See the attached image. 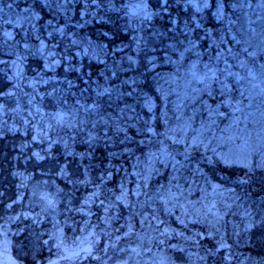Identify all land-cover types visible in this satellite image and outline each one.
<instances>
[{
	"label": "trees",
	"instance_id": "1",
	"mask_svg": "<svg viewBox=\"0 0 264 264\" xmlns=\"http://www.w3.org/2000/svg\"><path fill=\"white\" fill-rule=\"evenodd\" d=\"M234 3L0 0V230L12 260L57 259L61 243L91 230L103 240L109 209L115 224L149 212L133 191L145 155L167 132L162 92L195 63L214 65L218 51L234 47L225 15ZM91 109L112 127L90 135ZM48 194L60 209H47ZM263 233L239 240L241 249L264 258Z\"/></svg>",
	"mask_w": 264,
	"mask_h": 264
},
{
	"label": "rangeland",
	"instance_id": "2",
	"mask_svg": "<svg viewBox=\"0 0 264 264\" xmlns=\"http://www.w3.org/2000/svg\"><path fill=\"white\" fill-rule=\"evenodd\" d=\"M235 2L225 11L234 47L229 48L231 54L227 50L220 56L218 67L223 68L227 59L233 65L232 71L241 76L249 68L256 73V80L241 81L251 93V105L245 100L242 111H234V106L225 104L224 97L218 94L219 88L213 85L216 88L213 98L203 95L202 99L213 109L220 105L218 112L223 115L209 117L199 100L193 104L184 99L193 65L189 67L179 76L177 87L162 92L167 132L163 135L160 132L158 148L143 159V177L135 180L138 191L133 192L140 196L135 201L139 208L147 206L149 212L143 208L115 224L116 218L109 209L103 240L91 230L70 238L65 245L61 243L57 259L42 258L35 264H264V258L256 250L247 253L240 242L244 237L264 232V76L259 72V65L264 64V19H260L264 17V7L260 6V0H251V6L249 0ZM148 17L153 19L151 14ZM244 48L255 56L249 57ZM236 55L245 61L247 68L238 66ZM194 65L196 71H204L205 64ZM228 82L232 84V78ZM118 87L120 91L124 88L120 84ZM232 95L239 93L233 90ZM222 109L232 114L228 116ZM115 110L124 116L123 109ZM56 118L59 122L62 116ZM88 118L90 135L111 126L112 120L94 114L92 109ZM148 133L157 135L153 127ZM232 171L236 175H231ZM154 176L155 188L151 190L148 187L153 183L149 181L153 182ZM253 176L263 183L254 184ZM169 190L176 199L165 206L160 196ZM46 199L47 209H60L59 197L48 194ZM122 200L131 206L128 198ZM155 201H160V206ZM153 206L164 211L158 213ZM133 209L137 210L134 206ZM1 231L0 264H18L17 259L10 257V243ZM18 250L24 254L22 249ZM175 253L183 256L185 262L176 260Z\"/></svg>",
	"mask_w": 264,
	"mask_h": 264
},
{
	"label": "snow or ice",
	"instance_id": "3",
	"mask_svg": "<svg viewBox=\"0 0 264 264\" xmlns=\"http://www.w3.org/2000/svg\"><path fill=\"white\" fill-rule=\"evenodd\" d=\"M164 3H167V0H164ZM205 6H207V0H204ZM249 6H251V0H249ZM260 6L264 7V0H260ZM11 7V5H9ZM2 11V8H0ZM218 15L223 16L222 12V2L220 7L218 8ZM260 19H264V17H260ZM250 23H252L250 21ZM255 32V29H252ZM239 43L240 41H236ZM195 47V45H193ZM229 54H231V49L228 50ZM243 52L246 53L249 57H254V52H249L247 48L243 49ZM221 52H217L216 60L217 66H213L211 63L205 64L203 66L204 71L202 73L195 70L196 65H193V69L190 71V80L187 82V87L185 89L184 99L190 100L193 104L196 103L198 100L200 103L207 109L209 117L213 114L223 115V113L218 112L219 105H217L216 109H213L207 101L202 99L203 95H207L210 98H213V94L216 92V88L213 85H216L219 88V95L224 97V103L227 104L229 107L234 106V111H242L241 105L244 104L245 100L249 101V106L251 105L252 96L251 93L247 92L241 81L249 80L254 81L256 80V73L251 69H247L244 76H241L239 72L232 71L233 65L227 62V59L224 60V67H218V63L220 60ZM211 61V57L209 58ZM238 61V66L240 68H247V65L244 60L239 58V55L234 57ZM253 63H255L253 61ZM259 72L261 76H264V64L259 65ZM229 78H232L233 83L230 84ZM197 85V86H193ZM233 90L239 93L238 96H233ZM182 106V105H181ZM176 142V141H174ZM203 143V141H201ZM195 144V140L193 141ZM179 189V185L176 186ZM123 194V193H122ZM161 200L167 206V204L172 199H176V197L172 196L170 190L167 194L162 193L160 196ZM119 199V197H118ZM129 231H131V225H129ZM167 229H165V232ZM163 234V233H162ZM135 251V249H133Z\"/></svg>",
	"mask_w": 264,
	"mask_h": 264
}]
</instances>
